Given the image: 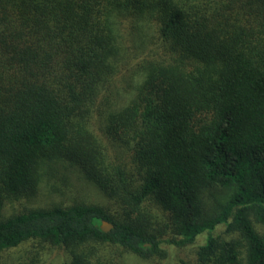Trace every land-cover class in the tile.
I'll return each mask as SVG.
<instances>
[{"label": "trees", "instance_id": "trees-1", "mask_svg": "<svg viewBox=\"0 0 264 264\" xmlns=\"http://www.w3.org/2000/svg\"><path fill=\"white\" fill-rule=\"evenodd\" d=\"M58 166L121 215L1 217ZM151 205L174 246L206 235L179 264H264V0H0V264L29 240L66 248L65 264H97L80 249L94 243L147 259Z\"/></svg>", "mask_w": 264, "mask_h": 264}, {"label": "rangeland", "instance_id": "rangeland-1", "mask_svg": "<svg viewBox=\"0 0 264 264\" xmlns=\"http://www.w3.org/2000/svg\"><path fill=\"white\" fill-rule=\"evenodd\" d=\"M125 75L126 73L122 70L114 77L111 89L113 97L120 90L121 80ZM99 137L102 136L99 134ZM104 143L106 144V142ZM106 148L110 159L117 160L116 157L119 154L107 144ZM127 158L123 156L121 161L123 163L129 162ZM72 204H95L108 212H117V216L122 213L110 199L94 186L83 181L73 169L58 166L43 177L30 196L4 202L1 208V217L6 219L32 208H47L53 205L69 206ZM146 212L148 213L144 224L146 223V226L150 224L149 230L158 235L159 253L144 259L118 245L95 243L87 245V248H80L81 251L87 253L94 249L96 256H94L95 260L92 261L97 264H179L182 260L190 259L195 248L205 241L206 235L203 234L193 244L178 248L169 242V240L177 237L172 232L168 216H165L155 205L147 208ZM254 225L258 233L264 237V225ZM223 230L224 226L219 225L214 234H219ZM90 246L93 248L86 252ZM69 259L68 250L62 246H53L41 240H29L9 252L2 259V264H65Z\"/></svg>", "mask_w": 264, "mask_h": 264}, {"label": "water", "instance_id": "water-1", "mask_svg": "<svg viewBox=\"0 0 264 264\" xmlns=\"http://www.w3.org/2000/svg\"><path fill=\"white\" fill-rule=\"evenodd\" d=\"M113 228V225L105 220H102L100 223V230L103 232H108Z\"/></svg>", "mask_w": 264, "mask_h": 264}]
</instances>
